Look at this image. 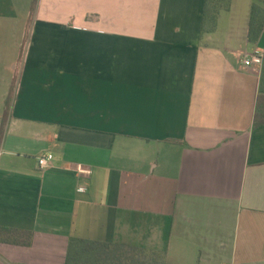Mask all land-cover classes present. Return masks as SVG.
<instances>
[{
    "label": "crops",
    "instance_id": "obj_1",
    "mask_svg": "<svg viewBox=\"0 0 264 264\" xmlns=\"http://www.w3.org/2000/svg\"><path fill=\"white\" fill-rule=\"evenodd\" d=\"M252 3L203 30L206 0H0V226L33 231L0 264H64L70 237L264 264Z\"/></svg>",
    "mask_w": 264,
    "mask_h": 264
},
{
    "label": "trees",
    "instance_id": "obj_2",
    "mask_svg": "<svg viewBox=\"0 0 264 264\" xmlns=\"http://www.w3.org/2000/svg\"><path fill=\"white\" fill-rule=\"evenodd\" d=\"M206 0L203 30L212 29L221 8L228 7V0ZM221 2V3H220ZM264 27V0H253L250 10L248 39L255 41ZM264 124V96H258L253 115V127ZM33 231L0 226V242L30 246ZM64 264H168L164 253L148 249L104 243L70 237Z\"/></svg>",
    "mask_w": 264,
    "mask_h": 264
},
{
    "label": "built area",
    "instance_id": "obj_3",
    "mask_svg": "<svg viewBox=\"0 0 264 264\" xmlns=\"http://www.w3.org/2000/svg\"><path fill=\"white\" fill-rule=\"evenodd\" d=\"M263 55L258 48H255L252 52H246L243 57V63L246 66L253 64H260ZM53 155L51 153H45L38 158V165L41 169L46 168L52 164ZM79 192L84 191L85 188L79 187Z\"/></svg>",
    "mask_w": 264,
    "mask_h": 264
},
{
    "label": "rangeland",
    "instance_id": "obj_4",
    "mask_svg": "<svg viewBox=\"0 0 264 264\" xmlns=\"http://www.w3.org/2000/svg\"><path fill=\"white\" fill-rule=\"evenodd\" d=\"M38 0H30V13L35 9ZM6 129V118H0V134H3Z\"/></svg>",
    "mask_w": 264,
    "mask_h": 264
}]
</instances>
